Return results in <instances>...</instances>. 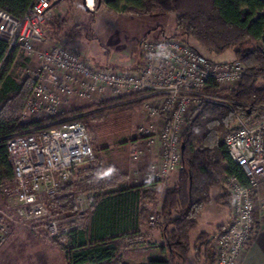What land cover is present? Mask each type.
<instances>
[{
	"label": "built area",
	"instance_id": "1",
	"mask_svg": "<svg viewBox=\"0 0 264 264\" xmlns=\"http://www.w3.org/2000/svg\"><path fill=\"white\" fill-rule=\"evenodd\" d=\"M88 5V0H85ZM94 3V2H93ZM51 0H34L21 18L0 9V38L8 43L6 56L16 51L36 60L28 78L30 94L20 113L23 123L63 114L62 106L73 99L102 100L135 93L142 101L147 120L138 135L148 143L159 141L161 152L150 164L147 180H163L182 169L185 124L192 110L210 102L232 106L227 89L245 73L242 62H218L208 58L180 38L144 37L140 43V64L134 67L97 66L88 62L74 46L49 44L47 23L52 17ZM264 53V30L259 40ZM216 92H209L210 83ZM33 125L7 141L13 175L0 185V196L13 198L21 221L41 220L46 198L57 193L71 179L72 169L96 158L92 136L84 123L60 121L49 128ZM230 159L246 177H226L232 193L231 218L215 239V264H239L256 228V197L264 187V107H257L246 121L236 116L221 140ZM141 150H135V159ZM73 226L57 220L46 224L47 235L65 244L73 229L83 228L86 209L78 201ZM12 219L0 211V244L11 235ZM157 217L148 223L155 225ZM39 226H34L38 229Z\"/></svg>",
	"mask_w": 264,
	"mask_h": 264
},
{
	"label": "trees",
	"instance_id": "2",
	"mask_svg": "<svg viewBox=\"0 0 264 264\" xmlns=\"http://www.w3.org/2000/svg\"><path fill=\"white\" fill-rule=\"evenodd\" d=\"M63 1L66 0H51L52 8ZM33 2L34 0H0V9L8 11L15 18H21ZM104 3L114 12L175 15V32L172 36L182 39L199 51L191 44L192 40L208 54L221 55L232 49L234 60L245 66L241 84L227 93L234 100L231 107L203 102L189 118L183 133V165L174 186L167 189L163 199L159 201L152 193V187L158 181L148 180L146 186L150 187L151 192L143 193V198L148 195L151 197L144 202L141 213L144 219H149L152 215L157 217L156 224L162 230L165 241L163 250L168 256L160 264H186L193 248L198 257L203 255L204 264H215L214 242L222 232H202L194 242L191 240V232L196 228L198 217L207 204L214 202L230 206V195L224 187L227 176L237 175L242 182H246L244 173L230 159L220 137L235 123L237 115L248 121L257 107H264V86L260 84L264 77V53L259 48L264 30V0H104ZM90 30L88 22L79 24L67 32L66 38L75 43L83 36L89 38ZM7 49V41L0 38V185L13 175L7 148V141L12 135L26 133L33 125L51 122L45 127L49 128L64 120L80 121L88 130L102 133L108 125L115 129L118 125L113 124L120 122L121 116H126L125 110L134 106L133 103L123 102L112 107L106 106L129 97L123 95L106 102L64 111L63 115L20 122V113L31 87L29 80L19 83L12 76L10 70L16 51L6 56ZM208 91H217L212 82ZM140 104V100L135 101V107ZM64 115L71 118H64ZM130 140L133 139L125 137L118 144H127ZM105 148L107 147L104 146L103 149ZM88 163L83 168L74 167L71 179L50 196L53 209L67 208L76 213L78 194L81 191L90 192L91 196V191L100 189L108 179L114 183L105 196L116 198L124 193L123 196L128 195L129 201L135 202V185L132 186L125 180L119 181L120 176L127 174L122 166L110 163L112 165L104 167L96 158ZM214 189L219 193L213 197ZM113 230L116 234L111 239L125 236L124 233L118 235V227ZM125 234L129 240L135 241V235H132L134 233ZM68 241L69 244L64 246L68 253L71 249H77L71 254L70 264H137L127 262L117 255L120 246L114 242L102 243L103 238L97 237L93 242L94 247H88L83 228L73 229Z\"/></svg>",
	"mask_w": 264,
	"mask_h": 264
},
{
	"label": "rangeland",
	"instance_id": "3",
	"mask_svg": "<svg viewBox=\"0 0 264 264\" xmlns=\"http://www.w3.org/2000/svg\"><path fill=\"white\" fill-rule=\"evenodd\" d=\"M93 4L89 5L92 8L89 10L84 7L82 0H66L57 5L53 11L57 12L59 17L53 20V23H47V35L49 37V44H67L74 46L83 56H85L88 62L92 65L107 66L113 65L117 67H129L133 65L134 59L139 56V45L140 36L143 30L150 26L155 25L154 30L147 33L146 37L158 38L162 36H170L175 32V17L174 15L167 14H147L135 15L125 12H114L111 11L104 3V0H93ZM53 14V12L51 11ZM89 23L91 27V32H89V38L83 36L75 43L69 41L66 38V34L71 28L79 25ZM191 44L208 58L218 61L226 62L234 60V53L232 49L226 50L221 55L208 54L202 48L194 43L192 40ZM98 62V63H97ZM36 67V60L28 58L23 53L16 54L13 64L11 66V74L17 79L19 83H23L28 80L30 76V71L34 70ZM243 76L227 87V89H219L222 96L230 97L227 93L238 88L241 84ZM260 84L264 86V77L261 78ZM126 99L120 102H113L107 107H112L117 104L130 103L134 106L129 107L125 110L126 116H121V121L116 122L113 125L116 126L115 129H111L110 125L107 126L104 132L95 133L92 130H88L92 136L93 147L96 153V159L103 163H125L130 165L132 168V174L130 180L135 183V135L138 134V126L146 123V112L142 101L140 100V105L135 107V101L138 96L135 93H127ZM123 96V95H122ZM121 96V97H122ZM137 96V97H136ZM136 97V98H135ZM120 98V97H118ZM117 99V98H112ZM111 98H106L102 100L88 101L73 99L62 106V111H69L76 109L78 107L91 105L95 103L106 102L107 100H112ZM233 103L234 100L231 99ZM196 111L192 110L191 115ZM121 115L120 113H117ZM63 115V114H61ZM123 115V114H122ZM115 117V116H114ZM46 118V117H44ZM64 118H71L70 116L64 115ZM43 119V118H34ZM20 122L21 121L20 119ZM188 122V121H187ZM51 122H46L43 125H50ZM234 124V123H233ZM187 127V123L184 125ZM227 131H225L226 133ZM224 133V134H225ZM224 134L220 137L223 139ZM128 137L130 140L127 144L119 145L118 142ZM107 147L103 149V147ZM89 163H85L82 166L85 167ZM104 165V164H103ZM77 174V172H76ZM178 176V172L173 173L168 176L165 180V185L168 183H173L174 179ZM167 186V185H166ZM225 190L230 195V213H231V201L232 193L230 186L225 178L224 180ZM76 190V189H75ZM164 188L161 191L162 196L164 194ZM219 191L214 189L212 191V196L217 195ZM79 195V194H78ZM82 199L76 198V203L81 202ZM46 202V214L41 220H35L33 222L21 221L15 212V204L13 198L4 199L0 196V211H5V214L12 219L11 221V235L7 238L5 242L0 244V264H45L52 263L57 259L62 257H56L55 250H63L64 246L68 244V239L65 244H60L56 240L50 238L47 235L46 224L49 221L57 220L61 225L73 226L75 221V215L77 213L68 210L53 209L51 206L52 197H48ZM208 205V204H207ZM216 207V203H211L206 206L204 211H202V218L207 214V212ZM228 207V206H227ZM87 218V211H86ZM202 218H200V226L191 232V238L195 239L199 229L202 227ZM231 218V216H230ZM199 220V218H198ZM86 219L80 224L84 227ZM215 222V221H214ZM38 225V229H34V226ZM61 253V252H60ZM187 264H196V262H188Z\"/></svg>",
	"mask_w": 264,
	"mask_h": 264
},
{
	"label": "crops",
	"instance_id": "4",
	"mask_svg": "<svg viewBox=\"0 0 264 264\" xmlns=\"http://www.w3.org/2000/svg\"><path fill=\"white\" fill-rule=\"evenodd\" d=\"M82 3L88 10L92 8L86 4L85 0H82ZM55 8H57V5L51 9L53 14L49 20L50 24L55 18L59 17V15H57L58 11H53ZM135 15L139 16L143 14ZM155 25L150 26L149 24V26L143 30V33L140 36V43L142 39L146 37L147 33L154 30L156 27ZM138 52L139 56L134 59L133 65H130L129 67H134L140 64L141 57L139 49ZM135 150H141L139 158L137 160L135 159V183L130 180L132 174V168H130V165L125 163H116V165L122 166V169H124L127 173L124 175V177L120 176L119 181L125 180L128 181L130 185H135V202L132 203L129 201L127 197L128 195L123 196L124 193L116 198L105 196L109 193V188L114 183V181L111 179L105 180L100 189L91 191V196H89L90 192L88 193L81 191L78 195V198L82 199L81 204L87 211V218L83 227V234L86 237L88 247H94L95 243L93 242H95L97 237H100L104 240L102 243L114 242L115 244H118L120 248L116 254L123 257L127 262L137 264H160V261L167 260L168 256L167 252L163 250L165 241L162 230L156 224L157 222L155 225H150L148 223L149 219H144L141 209L144 202L149 201L148 199L151 197V195H148L147 198H143L144 192H151L149 191L150 187L146 186L148 182L146 179V174L150 164L157 161L161 152V144L158 140L154 143H148L144 137H140L137 134L135 135ZM102 162L103 163L101 164H104V167L112 165L107 164L104 161ZM81 168H83V166ZM111 169L114 171L118 170L117 168ZM166 179L167 178L158 181V183L152 187V193L159 199V201L163 199L165 191L169 188H172L177 181L176 177L173 183L169 185L167 183L166 186ZM163 188L165 191L162 196L161 191ZM136 192L139 193L137 194ZM255 202L256 228L253 238L244 251L239 264H264V187L259 191ZM205 207L202 211H204ZM201 213L200 215L202 216ZM200 215L198 217L199 220L197 222L196 228L200 226V218H202ZM230 216L231 213L229 206L227 207L221 204H216V207L210 209L202 218V227L199 229L196 238H191L192 242H194L202 232H223L229 224ZM116 227L120 229L118 231V235L124 233L125 236H118L114 239H111L112 235L116 234L112 232L115 231L113 229ZM125 232L128 234L134 233L132 235H135V244H131L134 242L128 239ZM54 250L56 257L59 256L62 258L61 260L57 259L52 261L51 264H70L72 258L71 254H73L77 249H71L69 253L67 249H64V253L63 250ZM110 251H112V249L109 250V252ZM190 261L196 262V264H204L205 259L202 254H200L198 257L196 254V249L193 248L189 253L187 263Z\"/></svg>",
	"mask_w": 264,
	"mask_h": 264
},
{
	"label": "bare ground",
	"instance_id": "5",
	"mask_svg": "<svg viewBox=\"0 0 264 264\" xmlns=\"http://www.w3.org/2000/svg\"><path fill=\"white\" fill-rule=\"evenodd\" d=\"M93 4V0H88V5Z\"/></svg>",
	"mask_w": 264,
	"mask_h": 264
},
{
	"label": "water",
	"instance_id": "6",
	"mask_svg": "<svg viewBox=\"0 0 264 264\" xmlns=\"http://www.w3.org/2000/svg\"><path fill=\"white\" fill-rule=\"evenodd\" d=\"M182 151H183V145H182Z\"/></svg>",
	"mask_w": 264,
	"mask_h": 264
}]
</instances>
